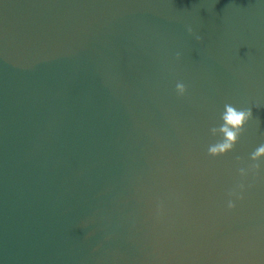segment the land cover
<instances>
[{
  "label": "water",
  "instance_id": "95a60500",
  "mask_svg": "<svg viewBox=\"0 0 264 264\" xmlns=\"http://www.w3.org/2000/svg\"><path fill=\"white\" fill-rule=\"evenodd\" d=\"M261 143L264 0H0V264H264Z\"/></svg>",
  "mask_w": 264,
  "mask_h": 264
},
{
  "label": "clouds",
  "instance_id": "9594fccd",
  "mask_svg": "<svg viewBox=\"0 0 264 264\" xmlns=\"http://www.w3.org/2000/svg\"><path fill=\"white\" fill-rule=\"evenodd\" d=\"M189 33H192V29H188ZM197 40H201L202 37L196 36ZM180 58V54L177 53V59ZM176 95L180 98L185 97L188 94V86L182 82L177 81L175 84ZM252 117L251 110L248 108H237L231 103L224 105V110L220 114V125L213 126L209 129L210 134L215 136L217 133L222 134V140L217 143L210 144L208 146V154L210 156H218L226 154L232 151L236 144L239 142L243 135L246 125ZM249 158L253 161H260L264 158V143L259 144L250 154ZM239 159V157H237ZM254 169H259L260 164L256 163L252 166ZM241 177H246L248 172L244 168L238 169ZM252 187L251 184H245L244 182L237 183L234 187L228 190L226 201V207L229 211L235 210L237 207V201H243L245 199V193Z\"/></svg>",
  "mask_w": 264,
  "mask_h": 264
}]
</instances>
